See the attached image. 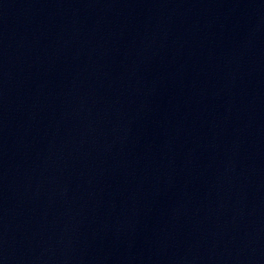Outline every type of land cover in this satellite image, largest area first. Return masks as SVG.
<instances>
[{"label": "water", "instance_id": "1", "mask_svg": "<svg viewBox=\"0 0 264 264\" xmlns=\"http://www.w3.org/2000/svg\"><path fill=\"white\" fill-rule=\"evenodd\" d=\"M0 264H264V0H0Z\"/></svg>", "mask_w": 264, "mask_h": 264}]
</instances>
